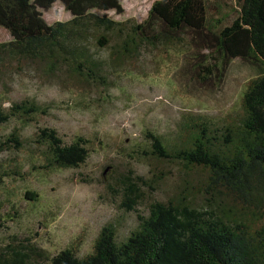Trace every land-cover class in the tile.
Returning a JSON list of instances; mask_svg holds the SVG:
<instances>
[{
    "label": "trees",
    "instance_id": "trees-1",
    "mask_svg": "<svg viewBox=\"0 0 264 264\" xmlns=\"http://www.w3.org/2000/svg\"><path fill=\"white\" fill-rule=\"evenodd\" d=\"M223 1L156 0L139 23L109 16L124 13L122 0H0V28L12 36L0 43V66L40 64L107 85L112 58L191 39L195 52L185 57V72L206 83H223L236 59L259 72L225 120L187 114L171 142L151 136L155 157L203 175L202 203L188 195L157 201L148 217L138 215L141 223L129 236L119 240L110 227L102 231L109 240L98 238L85 256L71 249L51 255L28 237L7 236L0 239V264H264V0H231L234 16L223 15ZM58 2L72 17L50 24L45 13ZM47 114L28 99L0 106V128L20 125L3 136L0 154L32 149L28 157L49 170L84 167L90 155L83 136L65 143L56 128L44 127L26 140L24 128ZM23 168L18 158L0 160V183ZM38 198L34 190L26 194Z\"/></svg>",
    "mask_w": 264,
    "mask_h": 264
},
{
    "label": "rangeland",
    "instance_id": "rangeland-1",
    "mask_svg": "<svg viewBox=\"0 0 264 264\" xmlns=\"http://www.w3.org/2000/svg\"><path fill=\"white\" fill-rule=\"evenodd\" d=\"M155 1L122 0L124 13L108 14L117 21L141 23ZM221 4L224 16H234L231 0ZM45 15L50 24L72 17L60 2ZM11 40L9 31L0 28V43ZM193 52L191 39H186L184 45L112 58L105 72L107 85L63 70L48 71L40 64L23 70L15 63L0 66L2 109L28 99L48 111L24 128L26 140L39 128H56L65 143L83 136L90 155L80 169L52 171L49 164L28 157L32 149L11 157L0 154V160L18 158L24 164L22 173L14 172L16 176L0 183V239L18 234L51 255L71 249L85 256L110 227L117 230L119 240L129 236L139 227V216L148 217L157 201L188 195L202 203L203 175L155 157L151 136L171 142L187 114L225 120L229 112L239 110L247 86L259 72L236 59L223 83H206L185 72V57ZM16 125L20 126L0 128V142ZM29 190L38 192L35 202L26 199Z\"/></svg>",
    "mask_w": 264,
    "mask_h": 264
},
{
    "label": "flooded vegetation",
    "instance_id": "flooded-vegetation-1",
    "mask_svg": "<svg viewBox=\"0 0 264 264\" xmlns=\"http://www.w3.org/2000/svg\"><path fill=\"white\" fill-rule=\"evenodd\" d=\"M99 240L98 241H101L102 243H105L107 240H109L108 237L105 236V234L101 233V235L99 236Z\"/></svg>",
    "mask_w": 264,
    "mask_h": 264
}]
</instances>
